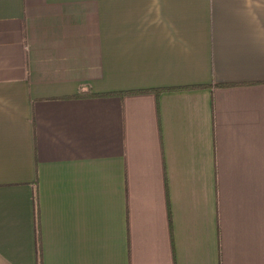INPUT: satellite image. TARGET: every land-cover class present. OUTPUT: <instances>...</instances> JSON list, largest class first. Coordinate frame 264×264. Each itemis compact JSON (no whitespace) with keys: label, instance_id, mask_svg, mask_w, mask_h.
I'll return each instance as SVG.
<instances>
[{"label":"crops","instance_id":"crops-1","mask_svg":"<svg viewBox=\"0 0 264 264\" xmlns=\"http://www.w3.org/2000/svg\"><path fill=\"white\" fill-rule=\"evenodd\" d=\"M38 253L264 264V0H0V264Z\"/></svg>","mask_w":264,"mask_h":264},{"label":"trees","instance_id":"trees-1","mask_svg":"<svg viewBox=\"0 0 264 264\" xmlns=\"http://www.w3.org/2000/svg\"><path fill=\"white\" fill-rule=\"evenodd\" d=\"M157 93H160V92H162L161 90H159V91H156ZM127 94H134V93H126V95ZM38 262H39V264H41V253H38Z\"/></svg>","mask_w":264,"mask_h":264}]
</instances>
